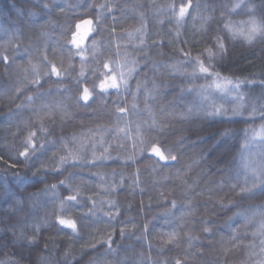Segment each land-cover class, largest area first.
<instances>
[{
    "label": "trees",
    "instance_id": "16d2710c",
    "mask_svg": "<svg viewBox=\"0 0 264 264\" xmlns=\"http://www.w3.org/2000/svg\"><path fill=\"white\" fill-rule=\"evenodd\" d=\"M14 2L0 0V54L11 60L7 69L0 62V156L7 159L11 153L14 158V149L30 131L36 132L37 144L46 147L34 161L18 162L14 169L0 161V209L49 187L35 203L25 201L24 212L18 213L28 216L29 225L36 218L47 221L38 247L32 255L24 251L21 264H35L37 253L49 264H64L65 251L71 252L68 264H175L176 259L182 264H253L250 257L259 253L264 240V197L242 199L232 185L243 183L242 157L258 160L264 151L259 138L248 142L253 135L250 129L258 131L262 122L200 111L223 102L213 90L200 92L210 80L201 77L189 83L182 73H191L192 68L181 66L184 58L177 50L184 48L195 56L220 36L229 54L214 62L216 70L258 84L264 77V38L248 43L243 36L233 38L224 26L231 21L235 28L245 27L241 22L253 15L247 4H255V17L264 19L261 0H244L235 11L231 9L238 0H192L193 8L179 26L166 9L171 4L178 8L180 0H43L51 11L38 17H18ZM17 8L40 11L28 2L18 3ZM84 19L100 23L94 24L97 31L86 41L90 45L95 39L99 46L95 53H85L82 65L80 56L70 54V45H61L70 39L69 30ZM44 56L69 71L59 80L42 75L38 87L31 82V65L43 73ZM105 62L117 68L127 65L123 68L127 89L121 88L117 95L115 90L104 94L97 88L87 106L77 103L84 86L91 89L93 82L99 83L98 73L93 72L105 71ZM193 87L197 91L190 92ZM242 91L260 94L259 87L246 86ZM118 106L127 111L119 113ZM190 108L197 110L188 114ZM153 118L166 121L159 139L164 149H172L175 161L158 162L147 152L133 154L138 126L145 135L156 136L146 131ZM225 130L230 133L227 139L220 135ZM68 152L76 160L70 159L62 172L57 171V157ZM70 175L72 187L80 191L79 204L68 206L62 215L82 225L76 234L55 225L60 201L69 194L59 181ZM221 201H232L236 207L223 209ZM173 233L175 239L169 242ZM109 236L112 252L103 243ZM45 242L47 251H43ZM7 258L0 252V260Z\"/></svg>",
    "mask_w": 264,
    "mask_h": 264
},
{
    "label": "snow or ice",
    "instance_id": "6c2138e0",
    "mask_svg": "<svg viewBox=\"0 0 264 264\" xmlns=\"http://www.w3.org/2000/svg\"><path fill=\"white\" fill-rule=\"evenodd\" d=\"M33 3L36 8L40 11H33L32 9L17 8L18 3ZM244 5V0H238L232 6V11L240 8ZM248 8L249 13L253 14L250 16L249 20L241 22L245 27L235 28L232 25L231 21L225 23V30L232 34V37L243 36L248 43H252L258 37L264 38V19H257L254 15L256 12L255 4L244 5ZM106 7V6H101ZM196 9L200 8V5L197 4ZM261 7H264V0H261ZM12 8L16 9L17 16L23 17H38L40 12H50L51 8L48 3L43 2V0H16L12 4ZM193 8L192 0H187L185 3L184 0H180L179 7L177 8L175 4L168 6L166 11L171 13L172 18L175 20L177 26L184 20L186 15L190 14L189 10ZM163 10V9H162ZM205 20L210 19V17H204ZM99 20L93 21L92 19H84L79 23H76L75 30L70 31V39L66 40L65 45H61V48L70 45L69 52L71 55H78L81 58V64H86L85 53L88 51L96 52L99 42L95 39H91V43L86 44V41L92 37L97 28L94 27V24L98 25ZM67 36L68 33H63ZM177 38H179L180 33L177 31ZM214 41L213 46L206 47L202 52L193 56L190 50H185L184 48L178 49V53L184 59L181 62L182 67H191V73H182L185 76L189 83L194 79L204 78L210 80L211 83L200 86V92L203 94L209 90H213L218 94L219 99L223 102L220 105L212 103L209 108L201 107L199 110L205 112L206 115L210 116H223L228 119L241 118L250 120L253 123L259 119L262 123L257 131L255 128L250 129L253 133L252 138L248 142H256L259 138V142L264 145V77L261 78L259 83L255 80L248 78L240 79L239 77H229L223 75L221 72L217 71L215 68V61H223L229 54L228 48L224 43L223 38L220 36H215L212 38ZM187 43V41H183ZM19 45H15V50H19ZM75 49L73 52L72 50ZM163 54V53H161ZM95 59V56H93ZM0 62L5 65V68L10 65L11 60L9 56L4 53L0 54ZM40 64L42 65L43 73L37 65H31V71L34 76L32 83L36 86H41V76L46 78H51L55 76L58 80L67 74L69 69L58 67L55 63L47 61V57H42ZM127 67L124 65L121 68L115 66H110L109 62H105L102 65V68L105 71L96 70L93 72L94 75L98 73L99 83L93 82V86L90 89L87 86H84L80 90V95L77 103L83 102L84 106H87L91 100L94 98L96 89L98 88L100 93L108 94L110 90H115L117 95H119L121 88L127 89L128 84V75L125 73L123 68ZM171 67L175 68V65ZM134 69H129V72ZM80 77H84L83 71L80 73ZM27 78V77H26ZM77 83H80V79H77ZM250 86L253 89L255 87L260 88V94L258 96H252L251 93H244L242 91L243 87ZM23 89H18V92H22ZM190 92L197 91L195 87L189 89ZM32 96L27 97V100L31 101ZM207 99V96H205ZM249 101L251 103L249 104ZM227 105V106H226ZM195 108H190L188 114L196 111ZM119 113H125L127 109L125 107H117ZM164 110L161 109V115H163ZM165 123L166 121H157L155 118L151 120L148 125L147 133L155 132L156 136L145 135L144 130L139 126L137 128V139L133 143V154L136 152L143 155L144 153H150L152 156L158 158L159 161L167 162L169 160L175 161L177 159L176 155L172 154V149H164L161 144L162 142L159 139V136L163 135L165 132ZM41 130L43 131V125H40ZM249 130H245V135ZM36 132L30 131L27 137L19 144V146L14 149L15 157L9 154L8 158L0 156V161L7 168L14 169L17 167L18 162L31 163L34 161L38 155L45 149V144H37L36 141ZM222 138L227 139L230 135L229 130H225L220 134ZM182 142V141H181ZM107 152V149H105ZM104 158H110L106 156ZM131 158V157H129ZM59 167L57 171L62 172L65 165L69 163V160L73 161L76 158L71 152H68L66 155L58 156ZM43 167V165H42ZM241 172L243 174V183L239 181L236 184L232 185L233 192L235 195L240 196L242 199H252L256 196L264 197V151L258 154V160H244L242 157L241 163ZM17 180L20 183L24 182V178L16 174ZM60 186H64L66 191L69 193L66 197L60 201V215L55 217V225L58 230L62 231L63 229H70L73 234L78 232V228L82 225H79L77 219L65 218L62 213L68 210V206H78L79 201L78 197L80 196V191L78 188H73L71 185V175L68 180H60ZM51 189H55L57 185H51ZM239 189L237 192L236 189ZM49 191V187L39 189L36 192L29 194L26 198L13 201L9 205L8 209H0V252H4L8 257L6 260H0V264H21V261L25 259L23 252L28 251L30 255L33 254L34 250L38 247L40 240V231L43 223L47 221L39 222L38 218L33 219L29 225V218L27 215L23 217H18V213L24 212L25 201H32L35 203L39 200L40 196L46 194ZM93 208L96 206V202H92ZM174 206V205H173ZM220 207L223 209L231 210L232 207H236V204L232 201L228 203L220 202ZM111 215V213H109ZM237 216L244 215V213H236ZM255 213H253V216ZM261 215H264V212H261ZM248 220H251L252 217H245ZM83 219V217H81ZM231 220V218H229ZM205 225H209L211 221H203ZM145 230H147V225H145ZM204 231L210 234V229L208 227L204 228ZM124 235L123 230L121 231V236ZM261 235H264V224H261ZM175 239V234H171L169 242ZM190 239H195L190 237ZM112 238L109 236L103 243L108 245L107 252H112ZM94 248L95 245H92ZM48 244L45 242L43 251H47ZM17 251H11V250ZM107 252L105 254H107ZM35 264H49L47 258L38 253ZM64 264H68L69 259L71 258V252H64ZM18 257V258H17ZM253 264H264V240L261 241L260 251L255 257H250ZM175 264H182V261L179 259L175 260Z\"/></svg>",
    "mask_w": 264,
    "mask_h": 264
}]
</instances>
